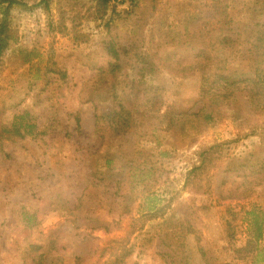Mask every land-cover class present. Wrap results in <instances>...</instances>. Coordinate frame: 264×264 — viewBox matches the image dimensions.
I'll return each mask as SVG.
<instances>
[{
	"label": "rangeland",
	"instance_id": "rangeland-1",
	"mask_svg": "<svg viewBox=\"0 0 264 264\" xmlns=\"http://www.w3.org/2000/svg\"><path fill=\"white\" fill-rule=\"evenodd\" d=\"M114 1L118 8L105 19L95 18L93 0L11 10L16 38L0 57V264H175L158 235L166 228L183 235L189 264H257L235 248L247 241L245 210L254 202L264 209V168L253 172L264 162V141L249 135L253 128L264 134V111H255L249 93L250 51L264 59V0ZM73 29L84 34L80 41ZM110 41L131 46L130 54H155L159 68L138 87L135 116L145 125L113 135L127 157L139 162L143 149L162 173L149 194L138 197L136 186L133 201L124 200L126 181L91 176L92 152L113 140L110 105L95 109L89 79L111 60ZM19 48L36 49V78ZM203 85L223 98L213 121L191 115L173 124L181 108L202 107ZM25 112L36 134L14 131ZM227 141L222 159L194 179L202 187H184L197 152ZM139 172L134 167L132 176ZM150 208L163 209L141 231V212Z\"/></svg>",
	"mask_w": 264,
	"mask_h": 264
},
{
	"label": "trees",
	"instance_id": "trees-1",
	"mask_svg": "<svg viewBox=\"0 0 264 264\" xmlns=\"http://www.w3.org/2000/svg\"><path fill=\"white\" fill-rule=\"evenodd\" d=\"M94 2V14L96 19H105L110 13H113L117 10L118 5L114 0H93ZM51 0H38L34 3L23 0H0V57L9 41H12L16 38L15 28L12 25L11 20V10L15 6L20 8L22 11H34L38 7L45 8L50 10ZM79 30L73 29V40H79L83 36ZM133 48L131 46H125L123 44H118L116 42H109V54L111 60L108 64L97 70L93 78H89L93 81L95 95L90 97V101L94 104L95 109L97 110L99 106L103 103L102 106L110 105V115L108 117V123L106 124L110 128V135L113 139L112 142H108L106 145V151L101 153L98 150L92 152V177H100V180H113L116 182V185H121L126 181V187L124 189L125 201H128L132 198L130 192L137 186L138 188V197L141 195H147L155 189V185L158 180L162 178V173L160 172V167L157 166V162L145 158V151L143 149H138L137 153L139 154V162L136 158H129L130 155L121 149L119 142L114 139V134L117 132L121 133L122 130L132 131V129L138 130L142 125H145L142 121L138 122L137 117L135 116L137 109V98H138V87H145L146 79L148 75L153 74L159 68L154 60L155 54H141L136 53V55L130 54ZM21 54H26L23 62L30 63V74H33V77L36 78L40 75V68L34 64V52L35 48L27 50L26 48H19ZM250 65L249 70L254 78L251 81V87L249 90L251 102L254 105L256 112L264 111V59L263 55L250 51ZM34 66V67H33ZM36 66V71L34 68ZM33 68V69H32ZM48 70L42 75L43 80L48 77V72L52 70L47 67ZM53 71H56L61 78L66 77V71L64 68H55ZM131 74H134L132 76ZM106 85L108 88L107 93H101L100 87ZM157 86H151V89H157ZM202 97L206 98V101H202V107L197 112H189V108H181L179 110V115L175 116L173 124L175 121L181 119L183 122L191 119V115H197L199 118H202L204 122L213 121L221 102L223 101L221 93H211L210 87L203 85L201 90ZM109 103V104H107ZM204 112V113H202ZM30 114L25 112L21 115L22 121L14 126V131L18 135L25 134H36L35 128L36 124L31 122ZM98 117V114H97ZM180 120V121H181ZM98 125V121H97ZM98 130V129H97ZM9 132L8 129L4 128L2 133ZM248 134H246L247 136ZM249 135H259V138H262L264 141V134H258L256 128H253L252 133ZM103 139V144L106 142L105 134H101ZM261 140V142H262ZM233 141V140H232ZM230 141L224 143H217L209 147L202 148L197 152V160L191 166V168L186 173V179L184 187L190 185L196 186L197 189H200L202 186L196 184L194 179L200 178L203 172L207 171L208 167L212 165L213 160H220L223 157V154L219 149L229 144ZM104 147V145H103ZM252 154V153H251ZM138 158V157H137ZM247 161L250 163L255 162L251 159V156L247 158ZM143 165V166H142ZM259 168H255L253 172L260 173L264 168V162ZM136 167L140 172L139 175L132 176V169ZM144 171H147L148 179L150 180L147 183H144ZM107 177V179H106ZM132 177H135L136 185L132 182ZM141 177V179L139 178ZM138 181V182H137ZM226 180L223 181V183ZM115 187V186H114ZM121 187V186H120ZM210 187V186H209ZM206 185V191L209 189ZM118 189V188H117ZM116 189V191H117ZM115 191V192H116ZM232 193V192H231ZM234 195V194H232ZM135 196L133 199H135ZM163 208H157L161 210ZM126 214L131 212L130 204L127 202L124 210ZM150 208L147 212H141L140 219H144L139 230H144L148 220L153 221L157 215H154ZM244 219L246 221L247 229V241L246 244L240 248H235L237 253L245 252V255H250L252 261L257 264H264V209L260 206L258 202H254L252 206L245 210ZM25 221L27 224H30V217L26 220L28 213L24 212ZM135 232L132 230L131 234ZM150 233V231H147ZM160 239L163 244L168 246L173 250V258L175 264H181L182 260H185L186 264H189L191 259V252L183 242L182 234L175 228H169V230L163 229L158 231ZM104 253V252H103ZM102 253V254H103ZM242 255V254H241ZM243 256V255H242ZM35 264H54L52 262H46L44 260H36Z\"/></svg>",
	"mask_w": 264,
	"mask_h": 264
}]
</instances>
